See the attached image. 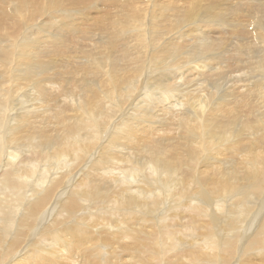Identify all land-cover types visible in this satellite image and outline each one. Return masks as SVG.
Wrapping results in <instances>:
<instances>
[{"label":"bare ground","instance_id":"bare-ground-1","mask_svg":"<svg viewBox=\"0 0 264 264\" xmlns=\"http://www.w3.org/2000/svg\"><path fill=\"white\" fill-rule=\"evenodd\" d=\"M0 264H264V0H0Z\"/></svg>","mask_w":264,"mask_h":264},{"label":"rangeland","instance_id":"rangeland-1","mask_svg":"<svg viewBox=\"0 0 264 264\" xmlns=\"http://www.w3.org/2000/svg\"><path fill=\"white\" fill-rule=\"evenodd\" d=\"M231 1H232V0H231ZM234 42H235L234 39L230 40V45H233ZM229 47H231V46H229ZM178 252H181V249L178 250Z\"/></svg>","mask_w":264,"mask_h":264}]
</instances>
